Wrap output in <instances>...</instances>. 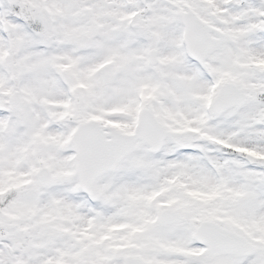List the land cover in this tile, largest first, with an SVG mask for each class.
I'll list each match as a JSON object with an SVG mask.
<instances>
[{
  "label": "snow or ice",
  "instance_id": "6c2138e0",
  "mask_svg": "<svg viewBox=\"0 0 264 264\" xmlns=\"http://www.w3.org/2000/svg\"><path fill=\"white\" fill-rule=\"evenodd\" d=\"M0 264H264V0H0Z\"/></svg>",
  "mask_w": 264,
  "mask_h": 264
}]
</instances>
